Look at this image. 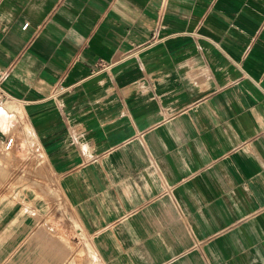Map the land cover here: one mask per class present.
<instances>
[{"label": "crops", "instance_id": "obj_1", "mask_svg": "<svg viewBox=\"0 0 264 264\" xmlns=\"http://www.w3.org/2000/svg\"><path fill=\"white\" fill-rule=\"evenodd\" d=\"M161 2L0 0V154L48 165L90 246L39 263L264 264V0Z\"/></svg>", "mask_w": 264, "mask_h": 264}, {"label": "rangeland", "instance_id": "obj_2", "mask_svg": "<svg viewBox=\"0 0 264 264\" xmlns=\"http://www.w3.org/2000/svg\"><path fill=\"white\" fill-rule=\"evenodd\" d=\"M23 147L26 155L25 168L18 173L17 157L15 158L11 149L0 154V248L12 249L17 242L22 241L10 237L18 235L29 237L22 243L25 242L26 248L32 249L34 255L26 256L25 264H32L29 261L34 259L37 262L34 264H46L39 263V252L36 255L34 252L36 247L37 249L56 247L59 251H64L70 246L75 249L90 248L88 240L83 239L78 233L77 224L73 221L71 210L61 192L59 179L50 172L44 161L37 165L34 172L33 164L28 158L30 148L25 144ZM17 186H20L21 190L13 191ZM7 199H10L9 206L7 204L3 206V201ZM39 233L42 234V240L35 244L33 239L38 237ZM13 258H10L11 264ZM60 258L62 260L58 264H78L76 259L81 257L58 256L59 260ZM2 259L4 257L0 256V261Z\"/></svg>", "mask_w": 264, "mask_h": 264}, {"label": "built area", "instance_id": "obj_3", "mask_svg": "<svg viewBox=\"0 0 264 264\" xmlns=\"http://www.w3.org/2000/svg\"><path fill=\"white\" fill-rule=\"evenodd\" d=\"M165 2H166V0H162V2H161L160 15H162V13H163ZM27 25H28V23L25 22L22 25V27L25 28ZM158 40H159V38L157 37V32H154L152 34V36L146 42H144V43H142L140 45L134 46L133 49H131V51H129V53H127V55L135 54L137 51L146 48L147 46L155 43ZM111 64L112 63H108V62H104L102 60H99L97 62V70H106V69H108L111 66ZM69 88H70L69 86H64L60 82H58L55 85H53V87L51 88L50 96L51 97H58L59 95H61V94L65 93L66 91H68ZM4 99H5V95L1 93L0 94V101H3ZM11 142H12V137L7 139V142L5 143V148L6 149L9 148Z\"/></svg>", "mask_w": 264, "mask_h": 264}]
</instances>
